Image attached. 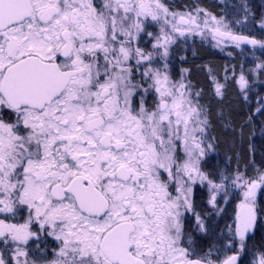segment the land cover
I'll return each instance as SVG.
<instances>
[{"label": "snow or ice", "instance_id": "obj_1", "mask_svg": "<svg viewBox=\"0 0 264 264\" xmlns=\"http://www.w3.org/2000/svg\"><path fill=\"white\" fill-rule=\"evenodd\" d=\"M191 35L264 48L164 0H0V264H238L239 252L220 260L197 244L187 214L207 232L196 189L216 208L230 182L227 227L244 251L264 229V171L208 170L213 121L235 129L187 69L171 70L172 45Z\"/></svg>", "mask_w": 264, "mask_h": 264}, {"label": "flooded vegetation", "instance_id": "obj_2", "mask_svg": "<svg viewBox=\"0 0 264 264\" xmlns=\"http://www.w3.org/2000/svg\"><path fill=\"white\" fill-rule=\"evenodd\" d=\"M173 11L187 12L194 11L196 8L210 12L217 17H224L231 22L233 31L242 32L256 39H264L263 34L259 30L258 23L264 19V0H164ZM203 15V13H201ZM240 21V23H236ZM148 39V38H146ZM215 41L211 35L207 38H196V35L187 38H179L172 45L169 61L171 70L176 79L180 78L182 70L187 69L184 73L187 79L192 82L195 89L202 90V103L209 104L215 115L223 111V107L232 98L236 97L240 100L242 106L247 110L246 120L253 117V129L255 132L264 128V111L263 114L254 115L257 107V98L260 96L259 86L249 85L250 88L243 89L242 102L238 97L237 82L234 75H238L239 71H249L259 69L258 65L264 64V49L260 46L248 47L241 46L239 48L231 44L214 46ZM149 48L151 44L147 45ZM233 77L228 80L229 76ZM219 83L222 85V96L215 94V86ZM242 95V94H241ZM214 128L211 132L217 139L215 141V149L211 151L208 158V170L215 171L217 174L223 172L230 175L239 168L244 172V161L241 156L236 160L228 159L225 143L226 134L221 130L219 124L213 121ZM245 123L241 124L238 129V136ZM228 134V133H227ZM242 138H240L241 142ZM254 151H258L260 147H264V136L255 138ZM254 142V143H255ZM243 148V147H240ZM235 163L236 167L232 165ZM257 169L264 170V160H254L253 164ZM230 167H235L232 171ZM212 193L206 186H198L194 195L195 212L199 213L205 224L208 226L207 232H201L197 228L195 215L187 214L186 227L191 233L193 240L199 244L205 251L212 250L213 257L216 249L213 248L218 244L222 245V256L220 260L225 259L229 255L239 252L238 264H248V255L258 257L260 250H264V229H258L252 239L246 240V249L240 251L238 239H233L229 231L228 225L232 224L234 210L239 200V190L231 186L230 182L225 189H221L216 193L217 207L213 208L208 203ZM262 197L258 193V201ZM219 210V211H218ZM220 237V242L217 238ZM217 240L216 243H214Z\"/></svg>", "mask_w": 264, "mask_h": 264}, {"label": "trees", "instance_id": "obj_3", "mask_svg": "<svg viewBox=\"0 0 264 264\" xmlns=\"http://www.w3.org/2000/svg\"><path fill=\"white\" fill-rule=\"evenodd\" d=\"M234 102L229 101L225 106L223 107V113L225 115H229L232 120V124L234 126L235 131L229 132L226 134V142L225 143V150L229 154L231 158L239 157L241 156L244 161V169L246 172L251 168V165L253 164L254 160H264V147H260L258 151H254L252 148V151L249 150V143H250V134L253 130L252 124H244L242 130L239 132V136H243V139L240 142L239 136H238V129L240 128L241 124L245 123L246 120V114L248 113L247 110L242 106V103L240 100L236 97L232 98ZM251 120V118H250ZM252 126V127H251ZM243 147V148H240ZM249 166V167H248ZM248 167V168H247ZM264 167V166H263ZM264 198V197H262Z\"/></svg>", "mask_w": 264, "mask_h": 264}, {"label": "rangeland", "instance_id": "obj_4", "mask_svg": "<svg viewBox=\"0 0 264 264\" xmlns=\"http://www.w3.org/2000/svg\"><path fill=\"white\" fill-rule=\"evenodd\" d=\"M258 25H259V30H260V32L263 34V36H264V27H262V25H261V23H258ZM196 38L197 39H199V38H203L202 36H200V35H196ZM262 49H264V48H262ZM238 75L236 76V75H234L235 76V79L234 80H236V82L238 81V79H239V76H240V74H241V71H239L238 73H237ZM243 74L245 75V78L248 80V85H247V88H250V86L249 85H254V86H259V88H260V96H258V98H257V107H256V109L254 110V115L256 116V114H263V111H264V68H259V69H256V70H249V71H247V70H243ZM229 79V81H230V79L231 78H233L232 76H231V74H230V76L228 77ZM237 93H238V97L240 96L241 97V100H242V102H244L245 101V98L243 97V94L244 93H241L240 94V92L242 91V92H244V90H242L241 88H240V86H239V84L237 83ZM230 101H232V102H234V100H230ZM243 104V103H242ZM252 116H251V120L250 119H248L247 121H245V124L246 125H248V124H252L253 123V120H252ZM252 127V126H251ZM250 131H252V133L250 134V143H249V150H250V152L252 151V148H254L255 146H254V144H256V142H255V138H257V137H262V136H264V128L261 130V131H256L255 132V130L253 129V130H250ZM240 138H242L243 139V136H239V139ZM255 142V143H254ZM230 154V153H229ZM229 154H228V159H231V160H236L238 157H235V158H231L230 156H229ZM234 164V165H233ZM232 165L233 166H235L236 167V165H235V163H232ZM235 167H230V169L232 170V171H234L235 170ZM249 167V166H248ZM247 167V168H248ZM257 170H260V171H264L263 169H257L256 167H254V165H251V168L248 170V172H247V174L249 175V176H255V175H257ZM244 172H245V169H244ZM217 240L220 242V237H218L217 238ZM217 240H214L215 242L214 243H216L217 242ZM218 247H216L215 245L213 246V248L214 249H216V252L214 253V255H216V256H218V257H220V256H222V252H223V249H222V245L221 244H218L217 245ZM261 251V250H260ZM249 257H248V259H249V261L247 262L248 264H253V260L254 259H256V258H258L257 256H256V254L253 256V255H248Z\"/></svg>", "mask_w": 264, "mask_h": 264}, {"label": "water", "instance_id": "obj_5", "mask_svg": "<svg viewBox=\"0 0 264 264\" xmlns=\"http://www.w3.org/2000/svg\"><path fill=\"white\" fill-rule=\"evenodd\" d=\"M241 46L255 47V46H252V45H241Z\"/></svg>", "mask_w": 264, "mask_h": 264}]
</instances>
